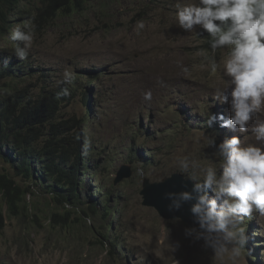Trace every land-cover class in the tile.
<instances>
[{
    "label": "rangeland",
    "instance_id": "374dc122",
    "mask_svg": "<svg viewBox=\"0 0 264 264\" xmlns=\"http://www.w3.org/2000/svg\"><path fill=\"white\" fill-rule=\"evenodd\" d=\"M32 4L21 10H30L36 16L45 9V4L38 0ZM175 4L176 0H168L167 5L152 0H88L73 15H46L45 23L35 24L28 57L35 66H40L41 79L33 74L20 83L23 87L28 85L37 91L41 80L56 86L65 70L81 78L87 77L92 69L101 75L100 86H88L89 107L78 96L73 103L59 105V116L81 120L85 110L91 112L89 128L79 127L78 149L87 151L83 158L91 159L89 164H96L98 171L88 172L91 175L84 178L87 184L84 191L87 197L95 196L102 202L106 193L120 190L125 207L115 203L117 215H109L106 223L110 220L118 223L117 216L123 208L119 227L122 248L118 247L114 256H109V245L103 247L98 242L102 239L96 236L103 232L104 224L100 207L98 214L85 223L76 220L79 210L72 215L68 226L52 227L48 217L53 212L64 214V211L51 203L40 188L34 187L33 194L25 198L27 210L22 208L19 216L10 215L7 205L2 206L0 264H231L226 255H214L202 239L187 237L185 229L191 228L189 225L175 218L163 219L156 210L142 205L139 194L144 179L160 182L175 173L187 178L178 165V160L184 157L202 166L219 168L221 161L215 155L218 145L234 136L244 145L258 143L252 127L264 121L262 110L250 121L245 133L221 127L219 116L229 117V105L215 100L213 94L225 82L219 71L210 70L205 57L211 53L201 45V39L175 24ZM29 17L17 11V16L9 20L14 28L23 26ZM141 20L145 28L137 35L134 28ZM0 47L8 50V58L18 60L11 54L10 40H3ZM226 56L227 49L218 51L217 62L222 64ZM5 60L4 57L0 61V72ZM161 80L163 85L158 83ZM9 82L0 81V87L5 88ZM148 90L152 92L150 102L143 99V93ZM209 114L217 116L211 127L207 124ZM47 129L48 126L43 128L45 132ZM208 139H213L215 145L207 146ZM128 150L138 152L140 159L129 164ZM105 164L109 166L107 170L103 168ZM126 165L130 166L131 177L115 182L117 173ZM0 174L14 176V170L0 161ZM220 174L222 169H218ZM200 175L198 172L197 176ZM15 181L22 187L29 184L22 178L15 177ZM97 186L100 192L94 195ZM207 195L215 198L211 190H207ZM116 199L113 195L109 201L114 203ZM82 208L86 209L87 205ZM253 214L243 227L247 241L256 229L264 236V215L255 211ZM246 226L250 227L249 232ZM253 241L251 247L248 242L244 245L238 264H256L252 251L259 239ZM259 264H264V257Z\"/></svg>",
    "mask_w": 264,
    "mask_h": 264
},
{
    "label": "clouds",
    "instance_id": "9594fccd",
    "mask_svg": "<svg viewBox=\"0 0 264 264\" xmlns=\"http://www.w3.org/2000/svg\"><path fill=\"white\" fill-rule=\"evenodd\" d=\"M155 3L167 5L168 0ZM175 24L189 33L194 32L201 39V45L211 53L205 57L210 70L221 73L224 86L217 87L213 96L220 103H227L230 112L227 119L219 116L221 127L247 132L250 121L264 110V0H194L188 3L176 0ZM144 28L145 23L141 20L136 23L134 31L139 35ZM34 34L35 24L31 19L23 26H12L5 40L12 42L11 54L19 60L26 59ZM2 49L6 50L0 47V51ZM223 49H227V56L221 64L217 62L216 54ZM8 56L0 57V61L5 57L7 64ZM182 70L188 71L187 68ZM73 80V74L65 70L57 83L71 85ZM158 83L163 85L164 82ZM68 95V87L56 93L57 99ZM143 99L152 100L151 90L143 93ZM207 117V124L211 127L217 116L209 114ZM252 133L258 142L256 144L244 145L234 136L218 145L215 155L221 161L219 168L202 166L188 157L179 159L180 171L189 176L194 186L190 192L166 194L171 200L169 210H179L184 203L196 201L190 212L199 227L186 228L185 235L195 240L202 239L204 246L210 247L214 255H226L231 264H238L244 245L246 247L248 242L251 247L253 238L259 241L254 245L252 260L259 264L264 257V236L256 229L251 232V240L247 241L243 230L244 223L252 219L254 211L264 215V147L258 146L264 145V121L252 127ZM214 145L215 141L208 139L207 146ZM91 166L94 168L95 165ZM218 169H222V174L218 175ZM198 172L201 174L199 177ZM201 179L202 182H195ZM207 190H211L215 198L210 199ZM249 229L246 226L248 232Z\"/></svg>",
    "mask_w": 264,
    "mask_h": 264
},
{
    "label": "trees",
    "instance_id": "16d2710c",
    "mask_svg": "<svg viewBox=\"0 0 264 264\" xmlns=\"http://www.w3.org/2000/svg\"><path fill=\"white\" fill-rule=\"evenodd\" d=\"M32 1L0 0V42L6 40L7 33L12 31L9 19L15 18L17 11L29 14L32 22L39 26L46 22V15H73L88 0H38L41 4H45V9L36 16L31 15L30 10L24 12L21 10L26 4L33 6ZM157 1L153 0V2ZM207 47L209 48L208 44ZM6 55L10 54L2 49L0 57ZM11 59L13 58H9V62L0 72V81L10 80L5 88L0 87V161L12 166L14 176L0 174V231L4 227L2 206L7 205L10 215L19 216L22 208L27 210L26 195L33 194L32 188L38 187L48 195L51 203L59 205L64 211V214L51 213L48 221L52 227L68 226L72 215L77 214L79 210L80 216H75L76 220L85 223L88 218L95 217L101 208L104 217L103 232H99L96 237L102 239L98 242L103 247L109 245L107 253L109 256H114L116 247L122 248L119 227L122 225L120 219L125 207L123 201L121 202L123 195L120 194V190L113 189L115 194L106 193L101 202L100 199H95V196L87 197L84 191L87 186L84 184V178L91 175L88 172L98 171L96 164L94 168L89 164L91 159L83 158V155H87V151L79 152L78 149L79 127L82 125L89 128L87 123L89 124L90 119H93L91 112L85 110L81 120L75 117L62 119L63 116H59V105L73 103L78 96L81 97V103L89 107L91 92L88 91V86L91 84L100 86L101 75L95 69H92L85 78L72 73L74 80L71 85L54 86L55 84L41 80L42 85L36 91L30 89L28 85L23 87L20 83L35 75L41 79L38 74L41 71L40 66H35L34 60L28 56L24 60L15 58L13 62ZM42 79L45 77L42 76ZM63 87L69 88L70 95L57 99L56 93ZM46 126L48 129L45 132L43 128ZM40 137L45 138L41 141ZM128 157L129 164L140 159L138 152L132 150H128ZM103 168L107 170L109 166L105 164ZM15 177L22 178L24 182L29 183L28 186L22 187L15 181ZM82 192L84 196L81 195ZM98 192L100 190L97 186L94 195ZM113 195H116L117 199L114 200L116 202L110 203L109 199ZM115 203L123 206L120 215L117 216L119 222L114 224L109 219L110 221L106 223L109 215L116 216ZM84 204L87 205L86 209L82 208ZM109 233L114 237L111 238Z\"/></svg>",
    "mask_w": 264,
    "mask_h": 264
},
{
    "label": "water",
    "instance_id": "95a60500",
    "mask_svg": "<svg viewBox=\"0 0 264 264\" xmlns=\"http://www.w3.org/2000/svg\"><path fill=\"white\" fill-rule=\"evenodd\" d=\"M130 167H123L115 182H120L131 177ZM194 183L189 179H185L181 174H172L165 177L160 182L151 183L148 179L143 180L140 196L142 198V205L153 208L158 215L163 219H178L190 227L198 228V224L194 222V217L190 212L191 206L196 202H186L179 210H169L171 200L167 198V193H180L183 191H191Z\"/></svg>",
    "mask_w": 264,
    "mask_h": 264
}]
</instances>
